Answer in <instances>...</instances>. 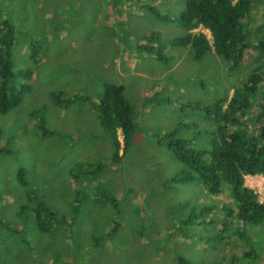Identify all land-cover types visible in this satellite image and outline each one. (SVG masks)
I'll use <instances>...</instances> for the list:
<instances>
[{"label":"rangeland","instance_id":"1","mask_svg":"<svg viewBox=\"0 0 264 264\" xmlns=\"http://www.w3.org/2000/svg\"><path fill=\"white\" fill-rule=\"evenodd\" d=\"M186 8L187 0H0V22L16 28L14 71L34 73L22 104L0 114V264H179L181 256L187 264H264V224L226 217L224 207L234 208L227 187L211 195L198 182L173 183L185 167L158 144L183 123L180 135L207 149L214 128L204 108L231 95L256 66L255 49L231 71L213 53L196 61L191 47L173 46L185 34ZM248 29L251 42L264 41V0ZM105 83L125 86L138 124L117 165L91 104L58 107L51 97L97 100ZM42 125L53 132L42 136ZM21 168L28 187L17 181ZM245 185L264 203L263 175L246 176ZM29 192L53 212L50 233L38 229ZM251 248L255 260L246 256Z\"/></svg>","mask_w":264,"mask_h":264},{"label":"trees","instance_id":"2","mask_svg":"<svg viewBox=\"0 0 264 264\" xmlns=\"http://www.w3.org/2000/svg\"><path fill=\"white\" fill-rule=\"evenodd\" d=\"M256 1L259 0H187V8L180 14L185 34L174 39L171 42L173 46L191 47L196 61L213 53L229 63L231 71L242 65L249 49H255L256 66L241 85L231 89V95L226 94L204 108L214 128L210 132V145L207 149L193 148L192 141L180 135L183 123L164 134L158 143L160 146L166 145L185 167L171 179L173 183L198 182L211 195H221L227 187L230 189L234 208L224 207L226 217L231 215L250 226L264 224V203L253 189L245 185L246 176H264V41L251 42L248 29V21ZM149 8L157 18L169 21L167 15ZM199 28L207 30L211 39L207 34L196 31ZM156 36L151 33L148 37L153 39ZM15 39V26L10 20L3 19L0 22V114H7L19 107L25 95L33 88L30 84L34 74L31 69L14 71L11 58ZM30 51L31 58L37 63L39 45H32ZM153 52L159 60L166 61L159 50ZM125 90L122 84L105 83L103 93L97 100L81 95L69 96L62 91L51 92L58 107H65L77 100L91 104L97 111L104 137L110 143L111 164L116 165L133 147L134 135L138 131L134 109L125 97ZM196 107L200 108L197 104ZM41 127L44 137L53 132L43 125ZM119 131L123 137V145L119 139ZM121 150L123 154H120ZM26 174L24 168L17 174V181L23 187L29 186ZM77 194L79 193L75 196L72 221L76 219L78 206L81 205ZM28 201L35 202L33 211L38 229L43 233H50L53 228H50L52 222L48 223V219L54 217L53 212L30 192ZM28 207L24 205L21 212ZM209 211L210 209H206L198 214L201 217ZM118 227L119 224L114 232H117ZM246 256L255 260V249L251 248ZM178 263L187 264V260L181 256L178 257Z\"/></svg>","mask_w":264,"mask_h":264},{"label":"crops","instance_id":"3","mask_svg":"<svg viewBox=\"0 0 264 264\" xmlns=\"http://www.w3.org/2000/svg\"><path fill=\"white\" fill-rule=\"evenodd\" d=\"M98 118V117H97ZM102 131V130H101ZM102 133H103V131H102ZM103 137H104V134H103ZM104 139H105V137H104ZM106 140V139H105Z\"/></svg>","mask_w":264,"mask_h":264}]
</instances>
